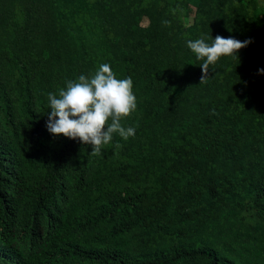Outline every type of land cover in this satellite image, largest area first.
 Here are the masks:
<instances>
[{"label": "trees", "instance_id": "16d2710c", "mask_svg": "<svg viewBox=\"0 0 264 264\" xmlns=\"http://www.w3.org/2000/svg\"><path fill=\"white\" fill-rule=\"evenodd\" d=\"M40 1L66 75L53 93L106 63L132 79L137 107L121 124L136 131L113 134L100 155L54 136L50 86L40 85L42 118L28 70L10 54V85L0 79V264H264V19L255 0H223L221 22L175 32L164 24L169 0ZM232 19L245 25L238 40L251 43L209 65L200 83L204 61L187 41L231 37Z\"/></svg>", "mask_w": 264, "mask_h": 264}, {"label": "clouds", "instance_id": "9594fccd", "mask_svg": "<svg viewBox=\"0 0 264 264\" xmlns=\"http://www.w3.org/2000/svg\"><path fill=\"white\" fill-rule=\"evenodd\" d=\"M211 45L205 38L187 41V47L196 58L203 60L200 66V83L209 77V65H215L222 56H238V51L251 43L232 37L217 35ZM264 74V69H259ZM50 114L47 130L54 136L63 135L91 146V155H100L104 145L109 144L113 134L124 140L135 136V128L123 127L126 118L137 107L131 77L118 79L110 65L102 64L90 78L80 75L78 82L68 81L67 87L59 90L58 96L48 94ZM116 147H121L117 144Z\"/></svg>", "mask_w": 264, "mask_h": 264}, {"label": "rangeland", "instance_id": "374dc122", "mask_svg": "<svg viewBox=\"0 0 264 264\" xmlns=\"http://www.w3.org/2000/svg\"><path fill=\"white\" fill-rule=\"evenodd\" d=\"M169 1H171L172 16L170 24L164 23L165 29L169 31L171 29L174 32L192 29L196 24L202 29L208 23H206L207 18L211 17L215 23L221 22L223 17V0ZM198 2H200V7L197 5ZM254 10L255 15L264 19V0H255ZM200 12L204 15L201 19L199 18ZM119 13L121 14L122 11ZM51 16L49 7L44 1L0 0V79L10 85L7 67L10 54L21 60L31 80V90L35 104H37L35 110L42 118L46 116L43 110L46 107L38 105L39 101L44 100L42 98L44 89L40 86L41 83L44 81L50 86L48 94L53 93L58 85L66 84L64 71L54 62L55 59L59 60L61 57L55 47L50 44L47 35ZM148 23V18L144 16L142 24L147 25ZM229 28L231 37L238 40L245 25L232 19ZM253 28V23H251L247 31L250 32ZM211 31L214 32L212 29ZM18 123L23 124L21 120H18Z\"/></svg>", "mask_w": 264, "mask_h": 264}]
</instances>
